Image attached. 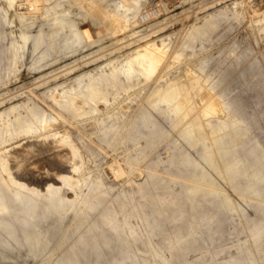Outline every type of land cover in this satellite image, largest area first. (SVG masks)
Listing matches in <instances>:
<instances>
[{"label": "rangeland", "instance_id": "rangeland-1", "mask_svg": "<svg viewBox=\"0 0 264 264\" xmlns=\"http://www.w3.org/2000/svg\"><path fill=\"white\" fill-rule=\"evenodd\" d=\"M0 190V264L24 252L17 190L54 204L22 264H264V0H0ZM220 199L245 231L205 244Z\"/></svg>", "mask_w": 264, "mask_h": 264}, {"label": "bare ground", "instance_id": "bare-ground-1", "mask_svg": "<svg viewBox=\"0 0 264 264\" xmlns=\"http://www.w3.org/2000/svg\"><path fill=\"white\" fill-rule=\"evenodd\" d=\"M89 7L93 11V14L96 18L100 20L104 19V15L106 13L105 9H103L100 6L94 5L92 3L89 5ZM3 8H4V12L8 13V8L6 7V5H4ZM106 21L108 25L109 23L112 22L110 17H108ZM27 41H28V35H27V32H25L22 35V43H21V47L24 50L23 52H25ZM151 55H152L153 63H157L163 58V56L160 53L155 52V51L151 52ZM23 58H24V53H22L19 61H21ZM142 59H144L143 56L141 57V60ZM144 71L147 74L152 75L154 73L153 65L145 66ZM224 107L229 108V102H225ZM261 113H263V111H261ZM253 114L257 118L258 115L260 114V111L256 110L254 111ZM243 122H244L243 118H241V116H238V120L235 123L236 133L242 132L243 124H244ZM248 127L250 126L248 125ZM130 135L131 134H128V136ZM243 148H244L243 143L232 144L231 148H229V153L233 155V159L230 163L229 169L240 170V167L242 166L243 155H244ZM208 150L209 148L205 147L204 152L201 155H199V157L196 160L198 162L206 161L208 159V152H209ZM254 165L257 166L258 162H255ZM257 178H258L257 176L254 177L253 183L258 181ZM13 196L20 206V215L18 219L22 224L28 225L29 229L23 235L21 239H18L16 241V247L17 248L21 246L24 247V252L18 251L16 254L10 257L8 262L5 264H22L23 259L26 256L30 255L35 250V248H37V245H38V242L34 238V235L37 233V227H35L33 223L34 219L36 218L45 219L47 216L52 214L54 204L51 203L47 205L45 208L40 209L39 207H37V202H36L37 196L35 195H27V194L22 193L21 190H17L13 193ZM60 200L62 201L64 200L63 196H60ZM213 205L216 209V212L214 213L204 212L202 216L207 221V224L209 226V231L207 235L204 238H202L203 243L208 244V243L214 242L216 241L217 236H225L226 234L241 235L245 231L244 221H243L242 216L241 217L239 216V218H236L235 215L231 214L230 205H228L225 200H222V199L215 200ZM10 209H11L10 204H8V202L5 200L4 194L0 190V211H9ZM125 222H127V219L113 222L112 226L116 234L120 235V231L122 229V226L125 224ZM262 229H264V221H254L250 227V231L252 232V235L254 238H257V236L259 235ZM128 231L139 233L137 226L134 224L128 225ZM190 236H193L192 232L190 233ZM131 257L134 258V256L131 254L130 251L120 249L118 251V257H115L114 260L112 259L110 261V264H126L125 262L127 261L126 259H129ZM246 261H251V258L248 256L246 258ZM69 264H77V262H71ZM82 264H103V258L100 256H96L93 259L86 258Z\"/></svg>", "mask_w": 264, "mask_h": 264}]
</instances>
